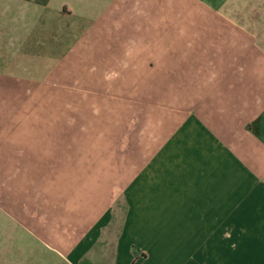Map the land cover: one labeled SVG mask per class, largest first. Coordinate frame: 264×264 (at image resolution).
<instances>
[{
	"label": "crops",
	"instance_id": "0c3cea01",
	"mask_svg": "<svg viewBox=\"0 0 264 264\" xmlns=\"http://www.w3.org/2000/svg\"><path fill=\"white\" fill-rule=\"evenodd\" d=\"M98 1L0 0V99H14L5 112L0 104V159L14 155L6 141L22 140L31 158V134L21 128L32 125L33 95L80 56L97 24L134 25L135 43L116 45L136 47L141 62L168 64L157 188L146 200L127 198L135 214L119 221L114 260L92 262L85 248L68 245L65 262L264 264V0ZM94 189L97 197L102 188ZM94 240L96 259L104 246Z\"/></svg>",
	"mask_w": 264,
	"mask_h": 264
},
{
	"label": "rangeland",
	"instance_id": "374dc122",
	"mask_svg": "<svg viewBox=\"0 0 264 264\" xmlns=\"http://www.w3.org/2000/svg\"><path fill=\"white\" fill-rule=\"evenodd\" d=\"M128 24H97L80 56L59 64L33 95L32 125L21 128L31 134L30 159L23 140L6 141L14 155L0 159V264H67L68 245L85 248L92 262L114 260L119 221L135 214L127 198L146 200L157 188L162 176L152 162L168 144V64L141 62L136 47L117 46L121 38L135 43ZM13 101L0 99L2 111ZM94 187L102 188L97 197ZM102 205L106 215H98ZM97 235L104 254L95 259Z\"/></svg>",
	"mask_w": 264,
	"mask_h": 264
}]
</instances>
